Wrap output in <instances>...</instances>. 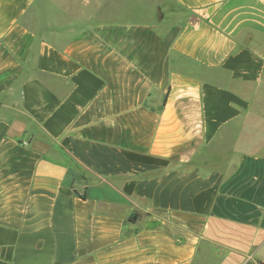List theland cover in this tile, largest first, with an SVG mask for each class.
<instances>
[{
	"label": "crops",
	"instance_id": "1",
	"mask_svg": "<svg viewBox=\"0 0 264 264\" xmlns=\"http://www.w3.org/2000/svg\"><path fill=\"white\" fill-rule=\"evenodd\" d=\"M0 264H264V0H0Z\"/></svg>",
	"mask_w": 264,
	"mask_h": 264
}]
</instances>
